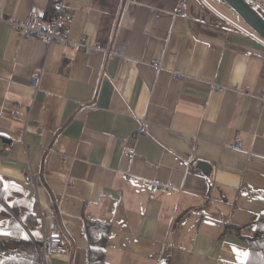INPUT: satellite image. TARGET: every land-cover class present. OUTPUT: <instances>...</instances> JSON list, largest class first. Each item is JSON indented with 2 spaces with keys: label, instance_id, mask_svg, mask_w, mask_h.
Returning <instances> with one entry per match:
<instances>
[{
  "label": "crops",
  "instance_id": "0c3cea01",
  "mask_svg": "<svg viewBox=\"0 0 264 264\" xmlns=\"http://www.w3.org/2000/svg\"><path fill=\"white\" fill-rule=\"evenodd\" d=\"M244 1L264 20V0ZM58 2L72 39L101 51L0 21V241L24 194L23 233L40 243L55 221L68 249L41 264H87L86 220L110 225V264H247L241 236L264 214V39L225 0H0V17ZM155 180L172 187L152 193Z\"/></svg>",
  "mask_w": 264,
  "mask_h": 264
},
{
  "label": "built area",
  "instance_id": "2783aa9c",
  "mask_svg": "<svg viewBox=\"0 0 264 264\" xmlns=\"http://www.w3.org/2000/svg\"><path fill=\"white\" fill-rule=\"evenodd\" d=\"M188 11V5L182 2L175 9V15H183ZM0 21H7L9 24L19 31L26 39H40L44 42L46 47H49L53 43H63L67 46L75 47L80 46L83 50L88 53H97L100 50L98 45L90 44L85 41V39L75 41L71 37L70 33V21L65 13V7L62 2L54 3L50 9H43L37 6L30 8L29 14L25 19H5L0 17ZM78 42V43H77ZM124 49L117 47L114 50H109L108 54L114 56L117 54H122ZM154 65L159 67V63L155 62ZM176 77L181 78L182 75L178 74ZM40 76L36 75L30 82L31 86L34 88L38 87ZM214 90H219L220 85H213ZM260 98L264 101V87L259 90ZM149 130V123L147 121H142V123L137 128L138 135H146ZM234 147L237 149L242 148V143L239 139L234 141ZM129 152V151H128ZM131 153V152H129ZM25 180L30 183H35L30 175H25ZM171 183L163 181H151L150 188L151 192L155 193L158 190H165L171 188ZM37 251L39 255V263H43L44 259L48 255H65L68 249L63 241L62 234L59 227L55 221H51L47 224L45 228V234L41 243L37 246Z\"/></svg>",
  "mask_w": 264,
  "mask_h": 264
},
{
  "label": "trees",
  "instance_id": "16d2710c",
  "mask_svg": "<svg viewBox=\"0 0 264 264\" xmlns=\"http://www.w3.org/2000/svg\"><path fill=\"white\" fill-rule=\"evenodd\" d=\"M6 190L2 188L0 181V200H7ZM12 208L16 216L11 217L9 228L11 237L7 241H0V264L6 262L30 261L39 263L37 251L38 242L32 241L27 234L23 233L22 227L17 224L20 221L34 220L29 199L26 202L24 194L15 198ZM3 212L0 206V214ZM250 225L255 230L250 237L241 236L247 243L249 255L247 264H264V214H260ZM228 228V226H226ZM85 235L88 240L87 264H110L105 259V246L110 232V225L97 220H86Z\"/></svg>",
  "mask_w": 264,
  "mask_h": 264
},
{
  "label": "water",
  "instance_id": "95a60500",
  "mask_svg": "<svg viewBox=\"0 0 264 264\" xmlns=\"http://www.w3.org/2000/svg\"><path fill=\"white\" fill-rule=\"evenodd\" d=\"M238 15L264 39V20L244 0H225Z\"/></svg>",
  "mask_w": 264,
  "mask_h": 264
},
{
  "label": "snow or ice",
  "instance_id": "6c2138e0",
  "mask_svg": "<svg viewBox=\"0 0 264 264\" xmlns=\"http://www.w3.org/2000/svg\"><path fill=\"white\" fill-rule=\"evenodd\" d=\"M240 255H244V256H246V255H247V253H240Z\"/></svg>",
  "mask_w": 264,
  "mask_h": 264
}]
</instances>
